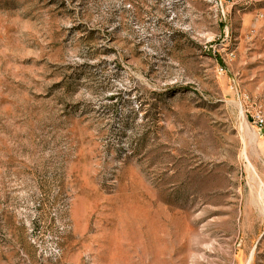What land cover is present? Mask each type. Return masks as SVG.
I'll return each instance as SVG.
<instances>
[{
    "label": "rangeland",
    "instance_id": "1",
    "mask_svg": "<svg viewBox=\"0 0 264 264\" xmlns=\"http://www.w3.org/2000/svg\"><path fill=\"white\" fill-rule=\"evenodd\" d=\"M0 264H264V0H0Z\"/></svg>",
    "mask_w": 264,
    "mask_h": 264
}]
</instances>
